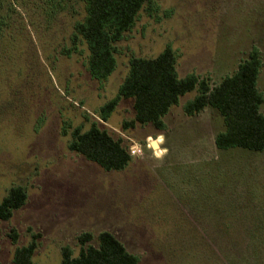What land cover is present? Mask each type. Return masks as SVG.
I'll list each match as a JSON object with an SVG mask.
<instances>
[{
	"label": "rangeland",
	"instance_id": "1",
	"mask_svg": "<svg viewBox=\"0 0 264 264\" xmlns=\"http://www.w3.org/2000/svg\"><path fill=\"white\" fill-rule=\"evenodd\" d=\"M156 8H142L116 43V70L100 82L90 74L85 42L67 53L75 23L86 15L82 0H0V202L16 185L28 194L10 219H0V264H14L15 250L37 234L34 261L61 264L64 247L78 255L82 233L91 232L97 246L103 231L138 255V264H264V151L225 149L219 160L178 166L179 159H197L203 146L214 154L215 135L225 128L213 107L196 125L186 121L185 105L197 90L163 118L173 126L169 172L185 173L193 188L183 198L171 191V175L147 158L161 152L148 135L169 132L152 123L126 129L135 117L132 99H121L108 121L100 116L130 58L155 57L169 45L181 78L196 73L212 86L257 48L264 93V0H157ZM94 121L125 145L138 144L145 157L108 171L72 151L73 128L86 131Z\"/></svg>",
	"mask_w": 264,
	"mask_h": 264
},
{
	"label": "trees",
	"instance_id": "2",
	"mask_svg": "<svg viewBox=\"0 0 264 264\" xmlns=\"http://www.w3.org/2000/svg\"><path fill=\"white\" fill-rule=\"evenodd\" d=\"M86 15L74 26L72 42L68 49L71 54L83 41L89 51L88 65L91 76L103 82L117 68L116 43L136 23L145 5L149 10L156 8L157 0H82ZM5 22L0 19V30ZM178 55L171 45L155 57L132 56L129 70L114 98L100 109V116L108 121L121 99L134 101L135 117L124 124L126 129L152 123L164 130V116L179 103L180 97L197 90L196 96L185 105V112L192 116L211 106L222 115L225 129L216 136V144L221 149L244 148L264 151V93L258 86L262 58L257 48L243 60L238 69L226 75L215 86L211 78L190 73L181 78L178 74ZM63 134L68 135L67 123L63 124ZM70 128L72 126H69ZM123 138H115L109 131L94 121L84 131L82 126L73 128L69 148L87 159L97 162L108 171L121 170L129 165L133 155ZM28 199L27 191L21 185L11 187L0 202V219H10L13 211L22 207ZM11 237L18 240L13 230ZM28 245L18 247L14 254V264H37L33 257L38 247L37 238ZM94 235L84 232L79 236L80 253L66 246L62 249L61 264H138L139 256L128 251L126 246L110 231L99 234V245L90 242Z\"/></svg>",
	"mask_w": 264,
	"mask_h": 264
},
{
	"label": "crops",
	"instance_id": "3",
	"mask_svg": "<svg viewBox=\"0 0 264 264\" xmlns=\"http://www.w3.org/2000/svg\"><path fill=\"white\" fill-rule=\"evenodd\" d=\"M233 74V73H232ZM209 107H211V106H208V107H206L202 112H200V113H198V114H196V115H192V116H190L189 115V118H186L187 120V122H191L190 124H195L196 125V119L197 118H199V117H201V115L204 113V112H206L208 109H209ZM214 108V107H213ZM172 127L173 126H169V125H167L166 124V128L164 129V130H161V131H167V132H169L168 134H166V135H164V133H162V132H160V133H157V134H152V135H148L150 138L152 137V136H156L155 138L156 139H154L153 140V138H152V140L154 141H151V143L153 144V148H158L160 151H162L163 149H167V151H166V153H164L162 156H149V157H147V158H149V159H151V160H157V162L156 163H154L153 164V166L156 168V169H163V173H164V176L165 177H169V175H171V177H172V179H171V183H169V186H170V189H171V191H174L175 193H178L179 194V196L180 197H184L185 195H188V193H189V191H193L192 189H191V184L190 183H186V174L185 173H174V172H172V173H170L169 172V168L168 167H170V165H169V163H171V161H170V153H172V147H173V143L171 142V144L170 143H168V140H169V137H171L172 135H173V132H172V134H170V132L171 131H173L172 130ZM225 129V128H224ZM224 129H222V130H220L219 132H221V131H223ZM177 132V131H176ZM219 132H217L216 133V135H215V145H213L212 147H215L214 148V154H207V153H205L203 150H204V146L202 147V150L200 151V154L198 153V158L197 159H194L193 157H189L188 159H179L178 160V162L180 163L178 166H183V167H186V166H188L190 163H193L194 161L195 162H197V161H205V162H210V161H213V160H219L220 159V156H218V155H216V153H219L220 151H224L225 149H221V148H219L218 146H217V144H216V136H217V134L219 133ZM170 134V135H169ZM161 136H163V141L161 142V140L159 139V137H161ZM149 138V139H150ZM171 140V139H170ZM199 141V140H198ZM198 141H197V143H198ZM156 145H155V144ZM204 142H202V144H203ZM168 144H170V146L168 145ZM231 149H233V148H231ZM156 150V149H155ZM256 152V151H255ZM257 152H261V151H257ZM136 155H138V156H144V155H142V152L140 153V154H136ZM169 155V156H168ZM133 157H134V155H133ZM133 157H132V160H133ZM145 157V156H144ZM199 159V160H198ZM131 160V161H132ZM163 160L165 161V163H162L163 162ZM131 163V162H130ZM129 163V164H130ZM129 166V165H128ZM127 166V167H128ZM127 167H125L124 169H126ZM121 170H123V169H121ZM167 173H169V175L167 176ZM179 197V198H180ZM182 200V199H181ZM179 202V201H178ZM182 202V201H181ZM185 209H187V212H189V214H191V217H193V218H195V217H197L196 216V214H195V211H190L189 209V207L187 208V207H185ZM192 209V208H191ZM195 219H197V218H195ZM114 234V233H113Z\"/></svg>",
	"mask_w": 264,
	"mask_h": 264
},
{
	"label": "built area",
	"instance_id": "4",
	"mask_svg": "<svg viewBox=\"0 0 264 264\" xmlns=\"http://www.w3.org/2000/svg\"><path fill=\"white\" fill-rule=\"evenodd\" d=\"M130 152L132 155L140 154L142 152L138 144H133L130 146Z\"/></svg>",
	"mask_w": 264,
	"mask_h": 264
},
{
	"label": "clouds",
	"instance_id": "5",
	"mask_svg": "<svg viewBox=\"0 0 264 264\" xmlns=\"http://www.w3.org/2000/svg\"><path fill=\"white\" fill-rule=\"evenodd\" d=\"M159 139L161 140V142L163 141V136L159 137ZM167 149H163L160 153H158V156H162L164 153H166Z\"/></svg>",
	"mask_w": 264,
	"mask_h": 264
}]
</instances>
